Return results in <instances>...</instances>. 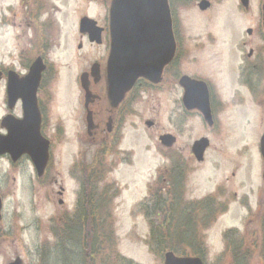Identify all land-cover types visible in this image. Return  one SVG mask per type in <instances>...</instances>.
Segmentation results:
<instances>
[{"label":"rangeland","instance_id":"rangeland-1","mask_svg":"<svg viewBox=\"0 0 264 264\" xmlns=\"http://www.w3.org/2000/svg\"><path fill=\"white\" fill-rule=\"evenodd\" d=\"M19 1L0 0V9L7 4L17 8L20 6ZM97 1H99L96 3L98 6L94 5L93 8L86 6V0H57L58 11L51 16L55 22V39L60 36L65 45H70L73 30L76 29V22L81 13L86 11L90 15L102 16L103 6L100 3L102 0ZM222 8L224 10L222 17L230 16L232 0H224ZM192 9L182 11L184 13L181 15L185 47L187 45L190 47L186 52L187 60L184 64L202 71V75L209 78L213 85L215 83L219 86H229L230 68L220 63L223 73L221 70L217 73V56L229 46V29L225 33V26L228 23L223 21V24H218L214 13L210 18L207 16L210 11L204 12L195 8L202 12L195 14ZM15 22L20 23L18 19H15ZM23 31V28L4 27L0 24V63L16 67L18 55L28 62L35 56V52L30 48L18 54L16 41L23 35ZM98 49L92 51L88 47L75 49L74 52H69L72 53L71 58L65 49L56 48L52 54L61 70L58 82L59 101L61 103L62 99L67 105L66 114L62 116L68 124V132L59 142L51 145V164L61 173L67 190L65 208L68 210L74 206L78 188L77 183L70 176L72 166L77 156L80 157V154L86 150L88 142L84 130L83 97L77 90V78L86 62L97 57ZM170 94L162 96L159 101L148 100L144 96L134 102L132 108L130 106L126 108L125 125L119 148L132 153V162L130 165L123 162L124 164H119L108 174L107 180L116 182L120 188L119 195L112 203L117 250L133 264H163L162 258L155 257L146 245L149 225L143 214L135 209L138 202L147 196V186L154 180V176L156 177L157 172L164 170L168 164L170 150L158 142L156 134L168 131V115L171 110H176V95ZM222 94L223 97L226 96L225 98H231L232 91L224 89ZM229 100L230 105L226 111L234 107V101ZM1 101L2 88H0V115ZM251 105V100H246L243 104L246 107L237 111L227 123L226 118H223L218 134L211 137V148L205 154L204 161L202 163L195 161L186 177V196L198 199L217 191L229 199L228 210L218 215L204 232L208 252L205 264H264V223L261 224L256 219H253L251 224L246 221L247 206H251V214L257 215L260 209L264 212V183L258 150L259 131L255 128L260 118ZM156 109L160 114L155 120L158 127L149 130L144 126V121L153 118L151 110ZM201 134L200 122L197 119L190 120L188 127L179 137L178 147L186 146ZM172 153L177 156L176 158H180L176 151ZM89 160L88 158L87 162ZM6 170V160L0 159V187L4 191L0 222V264H8L16 256L23 260V264H36V250L41 244L48 242L50 235L47 229L51 227L52 222L49 219L55 218L57 208L53 203L46 201L44 206L33 209L32 199L24 188L12 189L11 175L9 171L5 173ZM19 178L23 183L28 178V173L21 177L17 176V179ZM8 191L13 193L8 194ZM237 229L246 230L249 234L246 239L250 244L239 248L240 251H247L249 257L241 258L243 257L241 255L235 257L230 250L226 251L227 244L232 249L231 234ZM226 231L231 234L225 236ZM240 251H237V254ZM238 261L241 263H237Z\"/></svg>","mask_w":264,"mask_h":264},{"label":"flooded vegetation","instance_id":"flooded-vegetation-1","mask_svg":"<svg viewBox=\"0 0 264 264\" xmlns=\"http://www.w3.org/2000/svg\"><path fill=\"white\" fill-rule=\"evenodd\" d=\"M56 1L20 0V6L17 8H14L12 4H7L0 9V24L2 26L24 29L23 35L19 36L16 41L18 54L30 48L35 52V58L40 57L44 63L40 78L36 83L35 80H28L31 84L29 87L11 89L13 92H23L26 96L25 103L22 94L17 96L14 101H9V74L15 72L20 77L27 75L32 62L24 61L18 55L16 67L0 63V88H2L0 135H7L10 131L17 135V137L12 138L11 148L14 150L23 149L22 142L25 140V135L30 133L35 135L36 141H40L43 137L50 143L49 161L41 176H38L35 166L27 154H22L17 159H13L11 154L0 156V159L6 160L7 170L5 173L9 171L11 175L12 189L24 188L32 199L33 209L44 206L46 201L53 203L54 207L57 208V220L68 211L65 208L66 187L60 171L55 165L51 164L50 160L51 145L59 142L61 137L68 132V124L62 116L66 114L67 105L62 99L61 103L59 101L58 82L61 77V70L52 56L56 48L67 50L66 53L84 47H88L91 51L100 48L97 57L91 58L93 60L90 62H86V65L80 69L77 78L79 80V92L84 95L82 107L84 109L86 141H88L87 144L92 152L99 147L103 149L102 145H106L107 152H112L114 147H118L128 106L132 108V104L144 96L148 100L159 101L158 99L162 96L171 95L170 93L175 94L177 99H175L176 110H171L168 115L169 129L166 133L176 138V143L173 148L168 149L169 152L184 153L188 149V144L184 147H178V144L179 137L188 127L190 120L197 119L200 122L202 134L198 137H207L211 141V137L218 134L223 118H226L227 123L237 111L246 107L243 106L246 100H251L253 105L251 106L254 108L255 113L259 114L260 120L256 123L255 128L258 129L259 135L264 133V0H232L231 15L224 17H222L224 12L222 2L224 0H166L169 7L171 30L175 40V55L171 62L162 69L158 81L151 82L145 78H139L115 108L110 105L108 99L109 55L111 49L110 9L112 0H102L100 2L103 6L102 16L99 14L90 15L86 11L78 16L76 29L73 30L72 42L68 46L62 42L60 36L55 39V22L51 16L58 11ZM98 2L97 0H86V6L94 8V5L98 6L96 4ZM200 2H206L207 7L201 11H210L207 15L209 18L214 13L218 24H223V21L228 23L225 26V33L229 29V46L225 47L219 56H216L218 57L217 73L221 70L220 63L230 68L229 86H219L215 83L213 85L209 78L202 75V71L192 69L184 64L187 60L186 52L190 47L188 45L185 47L181 12L191 9L190 6L195 10ZM44 15H47V17L44 18ZM83 17L93 19L96 25L101 28V41L99 43L91 42L88 33L80 32L79 22ZM15 19H18L20 23L17 24ZM71 56L72 53H69L70 58ZM221 73H223L222 70ZM185 76L204 83V86L200 85V87L194 89L196 94L193 97H197L199 107H195L196 109L193 110H188L187 108L190 107L186 108L183 105L185 88L180 82L181 78ZM224 89L232 91L231 98L223 97L222 90ZM229 99L234 101V107L226 111L230 105ZM208 108L209 115L205 116L203 111L207 112ZM151 115L153 116L150 119L152 126L149 129L154 130L158 127L155 120L160 114L156 109L151 110ZM171 161L168 159L169 163ZM170 165L166 172L169 176L168 181L173 187L170 176L176 171L174 166L183 170L188 164L171 162ZM27 173L28 178L21 183V179H17V176L21 177ZM72 180L76 182L75 179ZM166 180L163 177L161 182L164 183ZM3 192V188L0 187L2 201L4 200ZM12 193L13 191H8V194ZM220 197L229 200L223 194H220ZM178 198L183 200L184 197L179 196ZM221 198L215 201L217 207L213 203L207 208L196 207L194 203L188 205L191 206L190 209L194 212L207 210L213 213L216 207L215 212L219 213L223 208ZM59 201L62 204L59 205ZM77 207V202H75L70 210H76ZM247 210L246 221L251 224L253 219L256 218L252 216L249 207ZM152 211L157 212L156 209ZM260 213H262L260 218L256 220L263 224L264 212L261 211ZM34 228L36 229V226ZM248 236L246 230H234L231 245L234 247L248 246L250 244L246 239ZM233 253L235 257L238 255L249 257L247 251H240L238 254L236 251Z\"/></svg>","mask_w":264,"mask_h":264},{"label":"trees","instance_id":"trees-1","mask_svg":"<svg viewBox=\"0 0 264 264\" xmlns=\"http://www.w3.org/2000/svg\"><path fill=\"white\" fill-rule=\"evenodd\" d=\"M109 170L102 159L96 158L92 165L82 171L79 177L78 207L64 222L62 230L55 232L56 243L51 248H44L48 256L40 264L132 263L117 250L112 212L117 189L105 179ZM172 181L173 187L167 181L160 187L161 192L151 191L150 197L142 203L150 228L146 243L157 257L162 256L166 250H172L176 254H184L190 250L199 254L203 245L202 241L197 240V223L201 218L209 222L215 216L217 206L210 198L195 206L207 208L213 203L216 206L213 213L207 210L192 211L188 203L183 205L178 198L181 174L174 173ZM171 196L174 198L171 199ZM154 209L157 212H153Z\"/></svg>","mask_w":264,"mask_h":264},{"label":"water","instance_id":"water-1","mask_svg":"<svg viewBox=\"0 0 264 264\" xmlns=\"http://www.w3.org/2000/svg\"><path fill=\"white\" fill-rule=\"evenodd\" d=\"M168 11L166 0H112L110 9L112 51L108 92L112 106H117L138 77L155 80L153 79L154 75L158 77L162 67L172 59L175 44ZM90 22L88 18L81 19L80 30L82 32L90 31ZM40 64L41 62L38 60L33 63L31 66L32 76H27L29 79L37 80L38 73L42 69ZM193 83L195 82L189 79L182 81L187 89L186 101L192 99V89L198 87V84L192 85ZM10 85L14 88L30 86L29 84L14 83V81H11ZM21 94L25 103V94L13 91L9 93L10 102ZM15 136L17 137L12 131L5 136H0V154L8 152L15 159L19 154L26 153L35 164L38 173H42L48 159L47 140L40 139V141L32 143L33 135H25V140L22 142L23 149H15L17 151L13 154L15 150L11 146L12 138ZM160 140L166 146H170L174 139L170 135H163ZM206 145L205 139L194 144L193 152L198 159L202 158ZM261 153L264 161V136ZM12 264H18V261ZM164 264L202 263L199 258L177 257L172 252H166Z\"/></svg>","mask_w":264,"mask_h":264}]
</instances>
